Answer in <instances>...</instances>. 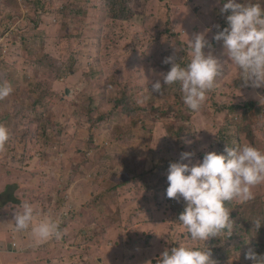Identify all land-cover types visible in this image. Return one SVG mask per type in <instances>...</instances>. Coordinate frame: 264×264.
<instances>
[{
  "label": "rangeland",
  "instance_id": "obj_1",
  "mask_svg": "<svg viewBox=\"0 0 264 264\" xmlns=\"http://www.w3.org/2000/svg\"><path fill=\"white\" fill-rule=\"evenodd\" d=\"M122 2L134 20H113L102 0H0V87L12 89L0 99V125L9 133L0 149V264H158L166 248L198 243L177 221L183 199L166 197L169 164L181 152L194 153L183 163L224 153L225 133L264 152L263 120L246 117L248 126L237 132L239 116L230 111L254 102L264 113V87L246 84L222 41L213 40L230 13L220 14L217 0ZM205 29L212 47L204 51L223 67L194 112L179 83L174 95L162 80L161 92L152 91L151 82L169 70L162 61L174 48L188 62L187 35ZM40 87L55 125L45 138L31 111ZM152 170L157 176L146 188L137 175ZM120 178L129 180L119 187ZM252 191L263 196L264 183ZM25 202L36 219L59 222L60 239L38 242L30 230L15 229L14 213ZM232 203L240 204L225 206ZM26 253L34 255L19 256Z\"/></svg>",
  "mask_w": 264,
  "mask_h": 264
},
{
  "label": "clouds",
  "instance_id": "obj_2",
  "mask_svg": "<svg viewBox=\"0 0 264 264\" xmlns=\"http://www.w3.org/2000/svg\"><path fill=\"white\" fill-rule=\"evenodd\" d=\"M221 4L220 14L226 15L227 26L217 31L214 41H222L228 60L240 71L243 81L253 87H264V3L254 0H217ZM219 28V25L216 26ZM204 32L187 35L190 59L184 65L178 62L174 48L173 55L162 63L170 64L166 73L151 82L152 91L160 93L164 86L179 83L184 104L192 111H199L207 94L214 90L216 77L222 71L221 62L211 51L212 45ZM12 92L11 87H0V99ZM9 139L8 130L0 125V149ZM194 155L181 152L179 160L169 164L167 169L166 197L183 199V211L178 221L186 230L191 241L202 242L201 248L193 244H180L166 248L159 257L158 264H216L205 241L219 238L226 231L230 235L234 222L225 202L236 200L246 203L253 200L252 189L264 183V152L251 145L225 147L224 153L205 152L195 163H183ZM22 210L14 213V227L17 231L30 230L38 242L51 238L60 239L59 222L51 216L36 219L37 210L30 203H23ZM257 221V228L260 227ZM245 259L252 264H264V255L253 249L245 253Z\"/></svg>",
  "mask_w": 264,
  "mask_h": 264
},
{
  "label": "trees",
  "instance_id": "obj_3",
  "mask_svg": "<svg viewBox=\"0 0 264 264\" xmlns=\"http://www.w3.org/2000/svg\"><path fill=\"white\" fill-rule=\"evenodd\" d=\"M104 5L109 6L110 8H107L108 13L107 15L112 16L114 18L113 20L117 22H129L131 20H134V13L133 9L129 7V4H125L122 2V0H102V7ZM226 21L223 22L224 26L226 25ZM188 57V56H187ZM182 57H179V62L182 63V65L186 64L187 62H183ZM189 60V59H187ZM164 66V65H162ZM94 69V68H92ZM91 69V71H92ZM69 71L65 74H59L56 80L64 78L67 74L73 72L72 68L68 69ZM98 75H101L103 77L102 72H98ZM93 75H90L92 78ZM178 83L171 85V90L174 92V95H177L178 92ZM113 87V85H111ZM52 95V92L49 90L46 93V97L48 96L50 99ZM105 91L100 92L98 98L100 100H103L105 98ZM92 98V97H91ZM89 98V99H91ZM92 100H95V98H92ZM123 100L117 101L118 105L121 104ZM49 104L45 99V90L40 87L36 91V98L32 102V109L31 111L34 114L33 120L38 126V129L40 130L41 134L44 136L47 135L48 131H53V127L55 126L53 123V119H51L49 115L48 109ZM260 105L254 103V102H247L240 106H235V108H230L231 113L236 114L239 116L238 121L235 123L237 132H240L242 129H245V127L248 126L246 124V117L248 121H257L258 119L263 120L264 122V113L262 111ZM161 112L162 115H166L169 112L167 110L159 109L156 112ZM160 114V115H161ZM53 124H52V123ZM60 131V130H59ZM48 139L50 137H47ZM46 138V141H47ZM222 142L226 147H237L239 145L235 144L236 138L227 135L225 133L224 135H221ZM223 150V148H222ZM153 173V174H151ZM154 175L157 176L154 170L152 172L147 173H141L140 175H137L138 177L142 179V184L144 187H148L150 181H153ZM143 176L150 179L148 181L143 180ZM162 180V178H157ZM156 179V180H157ZM129 178L127 179H121L120 181L122 184H118V186H122L123 184H126L128 182ZM155 181V180H154ZM167 186V185H166ZM169 201H172L171 199L167 198ZM171 203V202H170ZM177 210H176V217L178 221L179 214L183 211L184 204H177ZM227 208H230V218L234 222V227L229 235L226 231L223 235H221L219 238H209V242L207 243L208 249L211 252L212 258L214 260L217 259L218 262H225V264H252L250 260L245 259V253L249 249H253L258 255H264V195L259 198H254L253 200H250L246 203H240L235 204L232 203L229 206H226ZM257 221L260 222V227L257 228ZM179 222V221H178ZM180 223V222H179Z\"/></svg>",
  "mask_w": 264,
  "mask_h": 264
},
{
  "label": "crops",
  "instance_id": "obj_4",
  "mask_svg": "<svg viewBox=\"0 0 264 264\" xmlns=\"http://www.w3.org/2000/svg\"><path fill=\"white\" fill-rule=\"evenodd\" d=\"M27 242H24V244H26ZM27 245V244H26ZM25 246V245H24ZM9 250V249H8ZM30 255H34V254H32V253H26V254H21V255H19V256H27V257H29ZM2 259H3V254H2ZM8 261H10V259H8ZM3 263H5V264H7V262H5L4 260H3ZM34 262L32 261V260H30V259H28L27 260V262L25 263V264H33Z\"/></svg>",
  "mask_w": 264,
  "mask_h": 264
}]
</instances>
